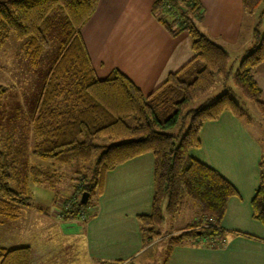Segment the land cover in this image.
Returning <instances> with one entry per match:
<instances>
[{
	"label": "trees",
	"instance_id": "16d2710c",
	"mask_svg": "<svg viewBox=\"0 0 264 264\" xmlns=\"http://www.w3.org/2000/svg\"><path fill=\"white\" fill-rule=\"evenodd\" d=\"M96 3L97 0H0V49L13 35L26 43L34 63L48 47L46 35L54 28L60 35L58 53L48 68L36 105L31 153L59 164L77 160L89 173L77 184L81 194L88 193L86 203L81 204L75 197L69 209L61 212L62 217H79L80 211L94 202L107 171L151 152L153 193L149 213L137 217L140 230L153 240L162 234L159 226L164 216L174 219L187 204L195 209L198 221L168 235L166 253L173 244L186 240L226 237L232 232L225 230L220 221L227 200L237 192L216 170L190 156L189 150L199 145L198 132L205 121L216 119L223 111L238 117L247 113L226 91L202 106L190 107L215 85L216 78L224 81L231 74L226 51L196 25L202 19V5L198 0H154L153 10L164 14L159 20L170 34L188 32L193 56L144 95L117 69L103 79L96 77L80 33ZM262 3L259 22L264 27V0H242L246 14H253ZM252 38L253 45L241 58L233 81L264 120V102L253 79L255 66L264 60V30L260 34L254 27ZM185 73L190 76L184 78ZM3 89L0 85V94ZM185 118L189 119L188 126L176 142L177 137L167 129L180 126ZM94 153L98 154L93 158ZM24 155V148L11 149L0 143V215L8 220L17 218L21 208L31 206L29 185L42 183L55 171L23 163ZM258 166L259 183L251 199V211L253 218L264 223V157ZM30 260L28 246H0V264H30ZM109 264L134 263L129 260Z\"/></svg>",
	"mask_w": 264,
	"mask_h": 264
},
{
	"label": "crops",
	"instance_id": "0c3cea01",
	"mask_svg": "<svg viewBox=\"0 0 264 264\" xmlns=\"http://www.w3.org/2000/svg\"><path fill=\"white\" fill-rule=\"evenodd\" d=\"M203 8L198 29L220 45L236 61L253 45V14L243 11L242 0H198ZM154 0H97L95 9L80 29L98 79L119 70L147 95L170 72L180 70L192 58L187 31L170 34L153 10ZM232 55V56H231ZM233 60V61H234ZM240 62V61H239ZM186 72V71H185ZM189 73L184 74L187 78ZM253 79L264 102V60L253 70ZM250 122V121H249ZM199 145L189 155L216 170L236 190L226 203L220 225L232 232L226 237L200 238L175 243L168 253L167 236L198 221L190 205L183 224L150 240L140 230L138 215L148 214L153 193V155L146 152L104 174L101 192L85 209V217L64 218L34 206L20 209L8 220L0 215V227L25 215L24 237L0 239L11 249L28 246L30 264H264V223L252 217L251 199L259 183L258 163L264 157V139L242 117L223 111L205 121L198 132ZM181 210V209H180ZM181 212V211H180ZM179 212V213H180ZM177 215L175 222L179 219ZM161 232V231H160ZM4 236H7L5 233ZM46 238L56 239L46 244ZM59 243L70 245L66 261L56 254ZM157 252L159 257L153 258ZM156 255V254H154Z\"/></svg>",
	"mask_w": 264,
	"mask_h": 264
},
{
	"label": "rangeland",
	"instance_id": "374dc122",
	"mask_svg": "<svg viewBox=\"0 0 264 264\" xmlns=\"http://www.w3.org/2000/svg\"><path fill=\"white\" fill-rule=\"evenodd\" d=\"M263 8V3L254 11L253 16L248 18V23H253L261 34L264 30L263 25L259 22V13ZM163 14V13H162ZM164 16V14H163ZM57 25V24H56ZM54 25V27L56 26ZM60 35L57 29L47 34L48 47L38 56L35 62H32L31 56L28 54L26 43L17 40L10 35L8 40L0 49V85L4 87L0 94V143L3 146H9L11 149L24 148L25 155L22 162H29V165L38 164L42 167H50L55 171L50 172L49 179L44 180L41 186H32V195L30 196L34 206L41 209L48 208L57 215V211L62 207L70 205V201L79 200L81 193L77 188L82 176H88V171L77 160L70 164H59L51 161L41 160L34 156L31 151L35 143V137L32 132L33 118L36 105L40 96L42 85L47 74L48 68L58 53ZM232 56V55H231ZM231 57L230 67L231 74L226 80L216 78L215 85L206 93L200 95L196 100L190 103L191 108L202 106L212 101L222 92H228L241 106L246 110L247 116L242 117L248 122L250 128L254 129L264 139V120L255 110V108L246 101L238 88L234 85L233 75L239 65L240 58L236 61ZM234 60V61H233ZM250 121V122H249ZM189 123V119L185 118L180 126L167 129V132L175 135L176 142L179 141L185 132ZM98 153L93 154V158ZM27 165V164H26ZM11 187L16 189V185L11 183ZM93 197L90 199L92 202ZM185 205L177 213L179 219H170L165 215V205H163V214L165 215L162 224L159 226L161 233L175 230L177 226L183 224L185 213ZM69 209V207H68ZM67 210V209H66ZM177 215L174 217L176 219ZM62 216V215H61ZM29 224L25 223V215L13 222H7L6 226L0 227V239L7 237L12 240L15 236L24 237L26 228ZM7 233V236H4ZM165 234V233H163ZM155 237L154 239H157ZM48 239L46 244H51L56 239ZM56 254L59 259L66 261L67 256H73L75 253L71 251L70 245L59 243L57 245ZM156 254V255H154ZM157 252L153 253V258L159 256ZM134 263V262H133Z\"/></svg>",
	"mask_w": 264,
	"mask_h": 264
},
{
	"label": "water",
	"instance_id": "95a60500",
	"mask_svg": "<svg viewBox=\"0 0 264 264\" xmlns=\"http://www.w3.org/2000/svg\"><path fill=\"white\" fill-rule=\"evenodd\" d=\"M88 198V193L84 192L81 194L79 201L81 204H85Z\"/></svg>",
	"mask_w": 264,
	"mask_h": 264
},
{
	"label": "built area",
	"instance_id": "2783aa9c",
	"mask_svg": "<svg viewBox=\"0 0 264 264\" xmlns=\"http://www.w3.org/2000/svg\"><path fill=\"white\" fill-rule=\"evenodd\" d=\"M68 205H65L64 207H62V209H64V210H66V209H68ZM59 215H61V208H60V210H59ZM80 216L81 217H85V211H80Z\"/></svg>",
	"mask_w": 264,
	"mask_h": 264
}]
</instances>
